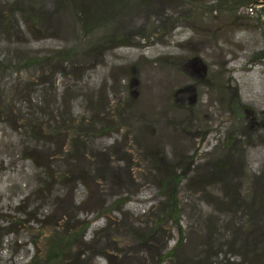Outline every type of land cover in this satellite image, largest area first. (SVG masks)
I'll list each match as a JSON object with an SVG mask.
<instances>
[{
	"label": "rangeland",
	"instance_id": "1",
	"mask_svg": "<svg viewBox=\"0 0 264 264\" xmlns=\"http://www.w3.org/2000/svg\"><path fill=\"white\" fill-rule=\"evenodd\" d=\"M51 1L0 0L2 24L11 10L19 12L10 17L8 29L0 27V55L11 52L16 60L0 71V264H27L41 252L49 226L67 216L75 227L84 218L98 220L62 264H158L165 248L179 242L176 264H203L202 250L209 246L228 250L227 241L215 236L231 216L244 213L231 215L227 206L250 200L253 176L261 174L264 180V58L256 57L264 50V26L256 23L259 13L250 15L245 5L236 10L235 0H152L151 16L133 6L127 11L126 19L134 24L127 46L83 44L65 60L24 65L26 59L59 54L82 40L65 8L57 15V29L27 30L20 7L43 3L55 8ZM43 93L53 100L51 106L39 98ZM73 121L97 130L79 139V147L87 145L88 158L60 155L70 142L65 126ZM30 124L35 137L28 132ZM228 136L236 140L230 150L224 148ZM101 152L109 166L129 171L118 174L122 181L116 186L105 180L104 169L113 168L93 158ZM25 156L41 160L33 163ZM225 157L228 170L214 178L213 165ZM147 159L184 175L176 188L179 231L167 217L159 218L162 170L140 168ZM40 165L69 173L51 187L55 198L68 197L55 219H45L43 229L29 223L33 213L22 217L17 212L21 194L36 187L34 171ZM235 188L238 198L230 201ZM150 197L156 198L153 205ZM35 198L27 203L34 205L30 211L40 204L47 215L50 201ZM157 217L160 224L152 237L138 241ZM208 218L217 221L210 239ZM84 251L90 260H75Z\"/></svg>",
	"mask_w": 264,
	"mask_h": 264
},
{
	"label": "trees",
	"instance_id": "2",
	"mask_svg": "<svg viewBox=\"0 0 264 264\" xmlns=\"http://www.w3.org/2000/svg\"><path fill=\"white\" fill-rule=\"evenodd\" d=\"M15 1V0H10ZM237 3L234 8L243 6V8H247L254 4L255 2L264 1V0H235ZM49 2V1H48ZM9 3V2H8ZM52 4H54L55 8L51 7V9L47 8L43 3H34L33 5L20 7V17L22 23L24 22L27 30L30 32H39V31H50L57 29L56 20L57 15L63 11L66 13H70L74 19L77 27V31L79 32L82 40H79V43L75 47H71L67 50L61 51V53L47 57L41 58L39 60L35 59H26L23 63L24 65H35L52 61L65 60L70 56H74L79 49L85 44L88 48H93L97 45H102L105 48L112 47H124L127 46V39L129 38L130 32H132V28L134 24L132 21H128L126 19L127 11L134 7H137L138 11L145 13L146 17L151 16L155 13L154 2L152 0H52ZM125 3H127L126 6ZM40 4V5H39ZM64 5H66L64 7ZM17 6V3L14 5ZM63 8V9H62ZM58 9V10H57ZM62 9V10H61ZM6 12H9L7 10ZM259 13L256 18L257 25L262 26L261 14L264 13V7H261L258 11ZM19 13L17 9L11 10L5 16L4 24L0 21V27H6L8 29V22L10 17L17 15ZM122 13V16L120 15ZM261 13V14H260ZM257 15V14H256ZM144 37V36H143ZM11 52L7 54V56L0 55V71L8 69L11 65L16 64V60L13 61L11 58ZM256 57L259 59L264 58V50L256 54ZM41 101L46 106L50 103H53V100L47 101L46 94H40ZM28 100V99H27ZM26 104L25 102H23ZM16 104V102H15ZM17 106H22V102H17ZM38 122V121H37ZM35 122L34 124H36ZM34 124H30L28 128V132L32 137H35L33 134ZM84 122L77 123L76 121L69 122L68 125L65 126V129L68 131V139L69 143L67 148L62 149V156L78 160L81 157L88 158L87 145L84 149L83 145L79 147V139L84 137L92 136L97 130L89 131L85 127ZM126 124L122 127H119V130L124 128ZM35 130V129H33ZM103 131V130H102ZM235 138L228 136L226 142L224 144V148L226 150H230L231 146L235 143ZM90 154V152H89ZM22 156L27 155L25 153L20 154ZM105 153H96L93 155V158L97 157V163L103 162L106 166L113 168L112 170L104 169L108 175L105 177L107 183L111 186H116L119 181H122L118 176L120 173H128L126 169H119L117 167L109 166L107 159L105 158ZM92 158V159H93ZM229 157L223 158V161L216 162L212 168L213 175H221L222 172L228 170V166H230V161H228ZM32 159L33 163L40 162V157H32L25 156V160ZM144 159V158H143ZM37 172L34 173L39 177L35 181V188L33 190H29L28 188L25 190L26 193L21 194L20 199L17 203V209L20 216L28 217L31 213L34 214V217L29 219V223L36 225L38 228L43 229V225L46 222L45 219H55V214L60 207V203L63 202L64 197H68L67 195L57 197L55 190L53 191V183L58 179L61 183L63 182L66 176H69V173L64 172V170H54L50 167L48 170L43 167V165L37 166ZM145 171L155 170L158 171L161 169L162 171L158 172L160 176L157 181V193L158 199L161 198L162 201L159 202L158 210H160V219L167 217L168 221L173 224L174 228L180 230L178 214H177V184L182 182L184 178L183 174H174L171 169L166 166H157L153 165L151 159H147L145 163L140 167ZM55 171V174H54ZM116 171V173H115ZM54 174V175H53ZM224 175V174H223ZM54 177V178H53ZM214 177V176H213ZM253 194L249 201L246 203H241L237 206L228 205L231 210L234 212L231 215L237 214L242 211L241 217L231 216V220L225 223L223 230L220 234L215 236L216 238L223 237L226 242V249L223 248H213L209 246L210 244L206 242L208 249L203 248L202 251V261L203 264H264V180L261 174L257 176H253ZM215 178V177H214ZM93 181L97 180V177H92ZM224 181V179H223ZM85 188L87 191H91V184L86 179L84 182ZM232 191V190H231ZM236 188L233 189V194L231 195L230 201H234L238 198L236 194ZM90 194V193H89ZM87 195V193H86ZM36 196L35 199H43V202H49L51 205V209L47 215L43 213L44 208L40 207L38 204L36 210H32L31 208L34 205H28V201ZM122 198H118L113 201V204L116 201L121 200ZM156 198L150 197L148 202L153 205ZM70 206L73 207L75 204L70 199ZM69 201L66 205L63 204L62 207L69 206ZM83 204V203H82ZM73 209V208H72ZM77 216L74 217L75 223H78L76 220ZM157 217V220L154 221L153 225L150 228H146L144 232L141 233V236L135 237L134 239L139 241V238L143 240L149 239L152 237L153 233L158 229L157 227L160 224V219ZM208 224L206 227V236L208 239L211 238V228L216 226L213 222L217 223L216 220L208 218ZM98 220V218L91 217L90 219L84 218L80 224H77V227L70 226L71 219L69 216L64 219H58L52 226H49L50 230L46 236V240L43 243V248L41 252H35L31 255L27 264H62L68 260V255L71 253L73 246L79 241L83 242V238L87 230L92 229L94 223ZM182 239V237L180 238ZM206 239V237L204 238ZM179 245L175 243L170 249L165 248V252L160 254L158 264H165L170 261L171 263H175V257L179 252ZM89 253L84 251L83 253L77 255L75 260L84 262L90 260ZM87 257V259H86ZM77 263V262H76ZM75 264V263H73ZM176 264V263H175ZM179 264V262H177Z\"/></svg>",
	"mask_w": 264,
	"mask_h": 264
},
{
	"label": "water",
	"instance_id": "3",
	"mask_svg": "<svg viewBox=\"0 0 264 264\" xmlns=\"http://www.w3.org/2000/svg\"><path fill=\"white\" fill-rule=\"evenodd\" d=\"M251 6L252 7H256V6L264 7V1L255 2ZM262 25L264 26V16L262 17Z\"/></svg>",
	"mask_w": 264,
	"mask_h": 264
},
{
	"label": "built area",
	"instance_id": "4",
	"mask_svg": "<svg viewBox=\"0 0 264 264\" xmlns=\"http://www.w3.org/2000/svg\"><path fill=\"white\" fill-rule=\"evenodd\" d=\"M256 8L255 7H252V6H249V7H247L246 9H245V11H247L249 14L251 13V14H254L255 13V11L257 10H255ZM247 13V14H248ZM250 14V15H251Z\"/></svg>",
	"mask_w": 264,
	"mask_h": 264
}]
</instances>
